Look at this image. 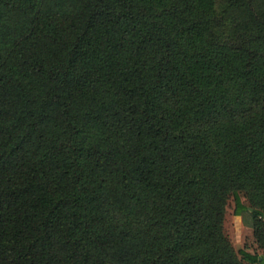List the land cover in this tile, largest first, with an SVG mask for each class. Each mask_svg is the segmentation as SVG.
I'll list each match as a JSON object with an SVG mask.
<instances>
[{
  "label": "trees",
  "instance_id": "16d2710c",
  "mask_svg": "<svg viewBox=\"0 0 264 264\" xmlns=\"http://www.w3.org/2000/svg\"><path fill=\"white\" fill-rule=\"evenodd\" d=\"M76 1L0 0V118L21 127L0 137V264H22L3 239L50 188L41 264H87V248L106 264H264V35L214 31L216 0ZM33 155L46 177L25 191ZM229 196L262 250L246 263L223 233Z\"/></svg>",
  "mask_w": 264,
  "mask_h": 264
},
{
  "label": "rangeland",
  "instance_id": "374dc122",
  "mask_svg": "<svg viewBox=\"0 0 264 264\" xmlns=\"http://www.w3.org/2000/svg\"><path fill=\"white\" fill-rule=\"evenodd\" d=\"M74 4H78L76 0H59V8H70ZM218 15L214 21L213 30L223 31L224 25L231 24V20H237L238 24L244 27V30L249 34H252L258 42H260L259 48L263 40V28L262 24L257 19L256 12L264 8V0H241V4L236 6L231 5V0H216L215 4ZM256 11V12H255ZM226 29V28H225ZM208 30H205V40L207 39ZM226 41V40H224ZM226 43V42H225ZM227 47V49H224ZM210 51H214V57L220 56L221 53L226 55L231 54L230 44L209 45ZM222 57V54H221ZM264 65V59L261 63ZM264 73V66H263ZM231 75V74H230ZM112 124V120L109 119L108 123ZM99 123L87 119L83 124L76 127L82 133H95L98 131ZM107 131V130H106ZM2 135L8 137L10 142L19 141L21 139V127L18 125L17 120L11 114H4L0 118V137ZM22 141V140H21ZM20 145H25L24 142H20ZM25 173L22 177L23 187L25 191H28L35 183L39 185L44 177H46V168L40 155H33L24 159ZM23 189V188H22ZM80 191L77 190L76 198L80 199ZM55 191L49 189L45 202L42 204L43 208L35 210L32 208L29 214L25 218H20L13 221L8 230L7 236L5 235L3 243L7 249V253L18 257L22 264H41L43 261V246L47 242L48 236V224L50 220L51 206H57L55 202ZM241 200L244 204H247V200L243 194H241ZM58 210L56 207L54 210ZM234 200L232 196H229L225 206V214L223 219V233L229 240L233 249L235 257L246 263L242 259L240 252L242 250L259 255L262 250L258 246L253 236V230L248 225L249 217L246 215V222L242 216H236L233 214ZM164 240L177 247L182 253L181 246L176 240V237L171 235V231L168 226L163 230ZM90 253L86 254L87 264H106L104 260L95 253L91 248H87ZM82 258V257H80Z\"/></svg>",
  "mask_w": 264,
  "mask_h": 264
}]
</instances>
